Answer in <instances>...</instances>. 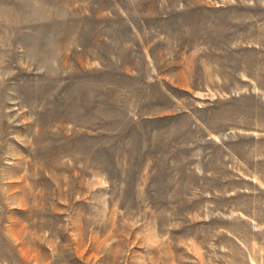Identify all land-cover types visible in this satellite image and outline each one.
<instances>
[{"label":"rangeland","instance_id":"1","mask_svg":"<svg viewBox=\"0 0 264 264\" xmlns=\"http://www.w3.org/2000/svg\"><path fill=\"white\" fill-rule=\"evenodd\" d=\"M263 7L0 0V264H264Z\"/></svg>","mask_w":264,"mask_h":264},{"label":"crops","instance_id":"2","mask_svg":"<svg viewBox=\"0 0 264 264\" xmlns=\"http://www.w3.org/2000/svg\"><path fill=\"white\" fill-rule=\"evenodd\" d=\"M264 8V7H263ZM262 8V9H263ZM264 24V22H263ZM260 71H259V82H258V90L260 92V117H261V124H260V129H261V136H264V64H260ZM253 82L251 81V84ZM263 170H264V165H263Z\"/></svg>","mask_w":264,"mask_h":264}]
</instances>
